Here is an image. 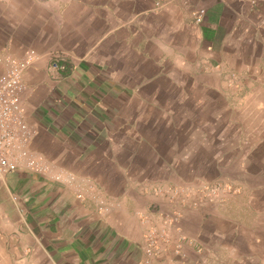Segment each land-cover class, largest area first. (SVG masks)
Masks as SVG:
<instances>
[{
	"label": "crops",
	"instance_id": "crops-1",
	"mask_svg": "<svg viewBox=\"0 0 264 264\" xmlns=\"http://www.w3.org/2000/svg\"><path fill=\"white\" fill-rule=\"evenodd\" d=\"M152 4L0 0V74L34 52L31 148L73 177L0 178V264H141L147 233L149 264H264V0Z\"/></svg>",
	"mask_w": 264,
	"mask_h": 264
},
{
	"label": "built area",
	"instance_id": "built-area-1",
	"mask_svg": "<svg viewBox=\"0 0 264 264\" xmlns=\"http://www.w3.org/2000/svg\"><path fill=\"white\" fill-rule=\"evenodd\" d=\"M202 13H195L196 23L202 20ZM34 57L29 51L22 64L8 58L3 59L0 74V178L20 169L49 177L54 182H71L73 177L63 171L50 174L51 166L46 157L31 148L37 134L35 125L26 120L24 98L27 87L22 80L24 66ZM53 68H58L56 65ZM174 223L176 218L170 220ZM169 221V222H170ZM156 238L147 233L144 238L145 259L141 264H149L154 257Z\"/></svg>",
	"mask_w": 264,
	"mask_h": 264
},
{
	"label": "rangeland",
	"instance_id": "rangeland-1",
	"mask_svg": "<svg viewBox=\"0 0 264 264\" xmlns=\"http://www.w3.org/2000/svg\"><path fill=\"white\" fill-rule=\"evenodd\" d=\"M167 2L168 0H153L152 10L153 11L162 10L167 5ZM195 13H197L196 10H194L192 13L193 18H194ZM209 185L210 186H206L205 189H203V191L199 192L200 195L197 192H194V197L199 196L201 198L210 199V198L219 197L220 193L222 192H223V195L230 194L232 192V190L229 189L227 186H225L223 182L215 186L211 184ZM185 194L186 193L184 192V190H174L172 193L173 197H177V198H181ZM189 194L192 195V193H189Z\"/></svg>",
	"mask_w": 264,
	"mask_h": 264
}]
</instances>
